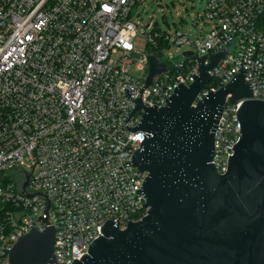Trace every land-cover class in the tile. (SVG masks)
<instances>
[{"label": "built area", "instance_id": "2783aa9c", "mask_svg": "<svg viewBox=\"0 0 264 264\" xmlns=\"http://www.w3.org/2000/svg\"><path fill=\"white\" fill-rule=\"evenodd\" d=\"M145 1L0 0V264H10L21 236L48 226L56 230L51 264H74L105 236L106 222L125 229L147 214L146 196L136 192L147 171L132 161L145 135L127 130L144 109L124 121L136 108L125 88L139 97L149 54L167 70L143 90L147 107L166 105L180 82L194 81L197 57L225 48L210 71L219 86L209 83L196 102L226 85L242 63L251 98L264 101V0H207L198 19L212 26L191 42V55L179 56L169 51L190 43L179 27L163 31L151 21L152 31L142 33L147 46L135 44L133 14ZM135 63L143 75H135ZM242 103L227 98L215 132L212 162L221 174L240 139Z\"/></svg>", "mask_w": 264, "mask_h": 264}, {"label": "water", "instance_id": "95a60500", "mask_svg": "<svg viewBox=\"0 0 264 264\" xmlns=\"http://www.w3.org/2000/svg\"><path fill=\"white\" fill-rule=\"evenodd\" d=\"M227 52L195 55L201 65L194 81L180 82L161 107H147L141 98L154 76L167 70L148 55L150 72L139 97H130L131 88H125L136 108L124 121L144 109L141 122L127 130L141 129L145 135L132 161L147 171L136 190L146 196L147 214L125 229L118 220L106 222L105 236L74 264H264V101L251 98L242 63L226 85L196 102ZM227 98L243 100L237 110L241 135L221 174L212 160ZM55 235L53 226L24 234L10 251V264L53 263Z\"/></svg>", "mask_w": 264, "mask_h": 264}, {"label": "rangeland", "instance_id": "374dc122", "mask_svg": "<svg viewBox=\"0 0 264 264\" xmlns=\"http://www.w3.org/2000/svg\"><path fill=\"white\" fill-rule=\"evenodd\" d=\"M207 0H146L135 7L133 19L138 23L140 34L135 39V44L141 51L147 46V40L142 33L152 31L147 29V24L151 21L153 25L163 31H169L175 27H179L190 39V43L184 44L180 48H173L169 51L171 56H179L184 51H191L194 46L191 42H196L206 34L211 28V24L203 22L198 16L202 15L206 8ZM180 11L184 17L180 20L176 16V12ZM133 72L137 76L144 74L133 66Z\"/></svg>", "mask_w": 264, "mask_h": 264}, {"label": "trees", "instance_id": "16d2710c", "mask_svg": "<svg viewBox=\"0 0 264 264\" xmlns=\"http://www.w3.org/2000/svg\"><path fill=\"white\" fill-rule=\"evenodd\" d=\"M151 51L157 53L158 51L156 49H154L153 47L150 48ZM211 86H219V83L217 80L213 79L212 82L208 85V87H211Z\"/></svg>", "mask_w": 264, "mask_h": 264}]
</instances>
